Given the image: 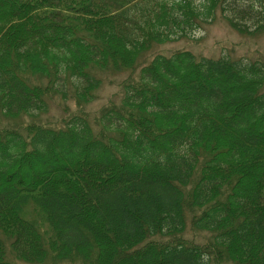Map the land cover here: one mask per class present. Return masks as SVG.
Listing matches in <instances>:
<instances>
[{"label":"trees","instance_id":"trees-1","mask_svg":"<svg viewBox=\"0 0 264 264\" xmlns=\"http://www.w3.org/2000/svg\"><path fill=\"white\" fill-rule=\"evenodd\" d=\"M218 14L264 28V0H0V115L28 118L0 125V264L7 247L28 264H264V58L147 61ZM107 69L129 75L95 128L80 107ZM56 96L76 109L41 122Z\"/></svg>","mask_w":264,"mask_h":264},{"label":"rangeland","instance_id":"rangeland-1","mask_svg":"<svg viewBox=\"0 0 264 264\" xmlns=\"http://www.w3.org/2000/svg\"><path fill=\"white\" fill-rule=\"evenodd\" d=\"M202 2L203 0H196V3L200 5ZM22 18L24 19V17ZM181 49H188L196 56L218 57L220 55H227L230 58H243L247 61H252L256 58H264V28L256 33H239L218 14L213 21L203 23L200 28L190 31L187 37L154 46V49L147 54V61H149L155 53L169 55ZM128 75L129 70L126 69L120 71L107 69L100 72L102 82L96 91L95 98L88 104H84L80 107L87 112L89 121L93 127L98 128L97 120L101 116V110L109 104L108 101H110V99L115 103L119 102L122 93L118 84ZM75 109L76 107L71 99L61 100L59 96H56L49 101L48 112L39 116L40 121L51 123V125H58L60 124L61 117L66 116ZM15 120L25 122L28 118ZM16 121H10L0 115V125H12V123H16ZM32 215L41 222V217L37 211L32 212ZM44 226L46 225H43V227ZM186 230L189 229L187 228ZM186 236L203 242L207 234L205 232L193 233L187 231ZM5 242L8 243V240L5 239ZM45 243L48 246L47 238H45ZM6 257L8 260H12V262L15 261L18 264H28L15 259L9 247L6 248ZM44 264H50V262L48 261ZM58 264L72 263L65 261L59 262ZM225 264L235 263L228 262Z\"/></svg>","mask_w":264,"mask_h":264}]
</instances>
